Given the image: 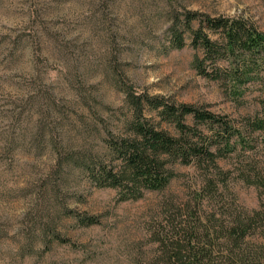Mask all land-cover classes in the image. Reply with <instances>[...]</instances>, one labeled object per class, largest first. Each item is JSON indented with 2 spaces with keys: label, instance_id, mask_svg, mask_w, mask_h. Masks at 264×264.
<instances>
[{
  "label": "rangeland",
  "instance_id": "obj_1",
  "mask_svg": "<svg viewBox=\"0 0 264 264\" xmlns=\"http://www.w3.org/2000/svg\"><path fill=\"white\" fill-rule=\"evenodd\" d=\"M171 2L180 10L239 17L264 32V0ZM166 11L165 0H0V264H150L157 248L151 232L165 218L166 204L188 197L186 185L194 179L189 167H176L181 177L168 190L137 202L117 203L115 191L74 176L68 208L98 216L100 224L77 228L62 219L59 232L75 247L44 245L38 217L44 222L47 216L37 211L38 196L54 171V143L80 144L71 128L79 112L73 104L82 96L71 82L74 67L86 78L84 89L95 86L112 108L121 106L122 96L107 85L103 70L115 59L137 90L176 104L203 107L238 124L260 110L256 85L234 100L227 88L196 72L194 61L202 54L189 37L182 50L164 53ZM220 164L233 176L239 164L251 176L259 174L258 188L230 182L228 199L238 209L264 210V145Z\"/></svg>",
  "mask_w": 264,
  "mask_h": 264
},
{
  "label": "trees",
  "instance_id": "obj_2",
  "mask_svg": "<svg viewBox=\"0 0 264 264\" xmlns=\"http://www.w3.org/2000/svg\"><path fill=\"white\" fill-rule=\"evenodd\" d=\"M165 2L168 27L160 40L164 53L182 50L189 37L191 47L202 54L195 58L196 72L227 88L234 100L256 85L260 110L238 124L203 107L176 104L137 90L115 59V65L103 70L107 85L122 96L121 106L112 108L95 86L84 89L86 78L74 67L71 82L82 96L73 104L79 112L71 128L80 144L63 138L54 143V171L38 196L37 211L47 216L44 222L38 217L43 243L75 247L59 232L62 219L77 228L100 224L98 216L68 208L71 177L115 191L117 203L137 202L147 193L168 190L181 177L176 170L180 166L192 168L194 179L187 182L186 201L168 202L165 218L152 230L157 248L150 264H264V210L238 209L228 199L230 182L258 188L261 177L251 176L243 164L233 176L220 164L264 145V32L239 17H214ZM31 38L35 42L39 37L32 32Z\"/></svg>",
  "mask_w": 264,
  "mask_h": 264
}]
</instances>
